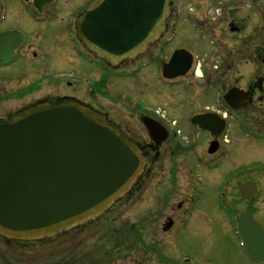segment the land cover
<instances>
[{
    "label": "flooded vegetation",
    "instance_id": "flooded-vegetation-1",
    "mask_svg": "<svg viewBox=\"0 0 264 264\" xmlns=\"http://www.w3.org/2000/svg\"><path fill=\"white\" fill-rule=\"evenodd\" d=\"M96 1L67 11L62 4L70 0L42 8L36 0H25L29 15L9 10L19 0H0V34L21 37L0 41V56L15 48L11 58L0 57V119L38 101L72 99L118 125L140 147L145 169L139 182L91 228L109 231L101 238L108 243L102 244L104 255L116 254L124 262L130 257L131 264H213L210 253L223 246L226 252L237 251L244 264H264V245L261 257L253 260L240 231V219H251L264 231V167L255 179L254 169L237 168L232 159L264 145V0H171L165 32L117 67L95 58L77 38V14ZM42 21L49 24L37 25ZM181 35L184 41H177ZM206 41L213 50L205 61ZM180 48L193 55L191 70L185 77L164 79L161 63ZM207 94L213 101L206 104ZM147 96L169 102L141 105ZM208 113L214 117L204 122L206 128L193 122ZM144 120L155 124L152 133ZM197 145L203 157L195 164L190 159ZM226 159L233 167L222 171ZM251 181L256 185H245ZM219 182L217 201L205 210L199 187ZM145 194L151 199L148 207L139 216L124 217L135 203L126 200L140 202ZM132 234L135 248L121 252L122 237Z\"/></svg>",
    "mask_w": 264,
    "mask_h": 264
},
{
    "label": "water",
    "instance_id": "water-1",
    "mask_svg": "<svg viewBox=\"0 0 264 264\" xmlns=\"http://www.w3.org/2000/svg\"><path fill=\"white\" fill-rule=\"evenodd\" d=\"M44 1L36 0L37 7ZM171 4L98 0L77 15L78 37L111 65L134 59L165 31ZM11 55L8 48L2 57ZM192 61L187 50H176L162 63V75L184 76ZM212 117L198 115L193 122L206 128ZM144 124L154 131L155 124ZM144 163L140 147L119 126L75 100L40 102L0 119V237L43 240L100 217L141 178ZM240 231L250 256L259 259L264 232L251 219H240Z\"/></svg>",
    "mask_w": 264,
    "mask_h": 264
},
{
    "label": "rangeland",
    "instance_id": "rangeland-1",
    "mask_svg": "<svg viewBox=\"0 0 264 264\" xmlns=\"http://www.w3.org/2000/svg\"><path fill=\"white\" fill-rule=\"evenodd\" d=\"M67 1V0H65ZM89 0H70L68 3L62 4V9H66L67 11H72V9H78L83 4H86ZM184 0H181L183 2ZM9 10H13L17 13L24 12L23 10H26L27 13L29 11L28 4L25 2V0H19V2H12L11 6L9 7ZM29 14V13H28ZM30 15V14H29ZM48 21H42L37 22V25H48ZM41 29V28H40ZM182 29H179V33L182 34ZM184 41L182 39V35L177 39V41ZM208 44V41H206ZM211 44H208L204 48L203 57L206 59L210 56L208 51L213 50L211 47ZM203 63V58L201 59ZM84 66H88L89 64L85 62H81ZM212 66V63L207 64V67ZM150 91V90H148ZM154 96V95H153ZM147 96L145 98L141 97V105L144 104H150L154 105V103L165 106V102H169V100H166L164 97L159 96ZM213 101V98L211 96H208V94L205 96V102L211 103ZM168 110V108H167ZM170 110V109H169ZM171 113V111H170ZM264 120V119H263ZM186 121L182 122V126L186 127ZM199 143V142H198ZM263 146L254 145L252 148H254L253 152L250 151V149H246L240 152V154L236 157V159L232 158L233 160H236V166L237 168H243L245 165H248L247 169H254L255 172H253V176L255 179H259V170L264 167V161L263 163L259 164L256 163L254 160H264V151H260ZM264 149V148H263ZM191 157V155H190ZM203 157L202 156V150L197 145L194 149V154L192 156L193 159H190L193 161V163H198L197 158ZM230 157V156H227ZM230 159H226L224 163L221 164L220 169L227 170L230 167H233V163ZM252 164V167H250ZM263 166V167H262ZM249 172V171H248ZM247 172V173H248ZM198 175V174H197ZM228 174H224L223 178L226 177ZM147 178V177H146ZM145 178V179H146ZM222 178V179H223ZM261 184H264V178L261 179ZM222 185H220V182L217 184L212 185H206L205 183H202L199 187V190L202 188L203 195L202 197L206 196V202H205V210L214 206L215 202L217 201V194L218 191L221 190ZM148 194V193H147ZM145 194L142 198V201L137 202L134 198H128L126 202H132L134 201V204H131L128 209H126L124 213V217H135L139 216V212L143 210L144 208H147L150 202V198ZM143 195V194H142ZM138 200V199H137ZM147 212V211H146ZM118 216V214H117ZM146 216H148L146 214ZM98 225L93 224L91 228H96ZM136 229V228H135ZM95 231V235H92V233ZM83 230L81 232L75 233L74 231L71 232L67 231L68 233L64 234L63 236H60L53 240H46V241H38L34 244H19V243H7L6 241L2 240L0 238V264H119V263H126L131 264L133 258H125L126 262H124V258L117 260L116 254L112 255H104L105 250L102 251L104 246L102 244H106L108 246V243L106 241H101V238H104V234L108 233L109 231L103 230ZM123 242L122 246H119L121 248V252H126L128 250H133L135 248V236L132 234L130 236H124L122 237ZM222 243H224V240H222ZM90 249L97 250L94 254H92V257L90 254H88V251ZM214 249V247H213ZM118 253V252H117ZM96 254V255H95ZM134 255V254H133ZM211 259L213 260V264H224V260H235L238 261L239 264H244V259L242 256L239 255L237 251L234 249H231L230 251L226 252L224 251V247H217L216 251L210 253ZM93 259V260H92ZM121 261V262H120Z\"/></svg>",
    "mask_w": 264,
    "mask_h": 264
}]
</instances>
